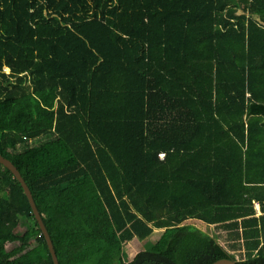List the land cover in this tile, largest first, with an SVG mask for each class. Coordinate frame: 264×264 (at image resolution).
<instances>
[{"label": "trees", "instance_id": "16d2710c", "mask_svg": "<svg viewBox=\"0 0 264 264\" xmlns=\"http://www.w3.org/2000/svg\"><path fill=\"white\" fill-rule=\"evenodd\" d=\"M0 155L59 264H264V0H0ZM0 264H53L1 164Z\"/></svg>", "mask_w": 264, "mask_h": 264}, {"label": "water", "instance_id": "95a60500", "mask_svg": "<svg viewBox=\"0 0 264 264\" xmlns=\"http://www.w3.org/2000/svg\"><path fill=\"white\" fill-rule=\"evenodd\" d=\"M0 164L7 168L13 175V177L20 183L23 192L27 198V201L29 203V206L31 208L32 214L34 219L36 220V223L40 229L41 234L43 235L48 251L50 253L51 259H52V263L53 264H59L57 257H56V253L50 238V235L44 225V222L42 220V217L35 205L33 196L31 194L30 189L28 188V186L26 185L23 177L21 176L19 170L16 168V166L7 158L3 157L2 155H0ZM211 264H236V261L234 259H230V258H221V259H217L214 262H212Z\"/></svg>", "mask_w": 264, "mask_h": 264}, {"label": "rangeland", "instance_id": "374dc122", "mask_svg": "<svg viewBox=\"0 0 264 264\" xmlns=\"http://www.w3.org/2000/svg\"><path fill=\"white\" fill-rule=\"evenodd\" d=\"M238 12L240 13L241 11L238 10ZM8 69H5V72H7ZM187 223H192L196 226H198L200 229L207 231L209 233L212 234H217L220 231V229H218L217 227H213V226H206L205 224L199 222L198 220L195 219H190L186 221ZM164 229H156L153 230V232L150 234V238L149 239H144V240H139L137 238H133L132 240L126 242L123 247H122V257L123 260L125 262H128L129 259L138 251L143 250V249H149L150 246L152 245V243H154L159 237L160 235L163 233ZM221 234L224 235L223 232H221ZM223 235L219 237V241H221V243H223ZM234 254L236 255V257H240V251H234Z\"/></svg>", "mask_w": 264, "mask_h": 264}, {"label": "crops", "instance_id": "0c3cea01", "mask_svg": "<svg viewBox=\"0 0 264 264\" xmlns=\"http://www.w3.org/2000/svg\"><path fill=\"white\" fill-rule=\"evenodd\" d=\"M255 209L257 208L258 209V205L255 203ZM258 214H259V212H258ZM162 229V228H161ZM154 230H156V229H154ZM134 256V255H133ZM133 256L129 259V261L133 258Z\"/></svg>", "mask_w": 264, "mask_h": 264}, {"label": "built area", "instance_id": "2783aa9c", "mask_svg": "<svg viewBox=\"0 0 264 264\" xmlns=\"http://www.w3.org/2000/svg\"><path fill=\"white\" fill-rule=\"evenodd\" d=\"M159 156L162 158L164 156V153H159ZM257 212H258V209L256 208Z\"/></svg>", "mask_w": 264, "mask_h": 264}]
</instances>
